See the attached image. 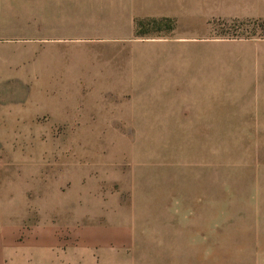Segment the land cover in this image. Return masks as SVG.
<instances>
[{
  "label": "rangeland",
  "instance_id": "rangeland-1",
  "mask_svg": "<svg viewBox=\"0 0 264 264\" xmlns=\"http://www.w3.org/2000/svg\"><path fill=\"white\" fill-rule=\"evenodd\" d=\"M184 4L122 54L0 20V264H40L44 234L57 264H264V0ZM129 56L115 90L70 84L73 62Z\"/></svg>",
  "mask_w": 264,
  "mask_h": 264
},
{
  "label": "crops",
  "instance_id": "crops-1",
  "mask_svg": "<svg viewBox=\"0 0 264 264\" xmlns=\"http://www.w3.org/2000/svg\"><path fill=\"white\" fill-rule=\"evenodd\" d=\"M184 2L185 0H0V20L2 23L12 20L15 26L25 28L32 33L27 38H18L23 40V43H33L34 46L69 43L80 48H91L96 45V49L103 50L107 55L108 53L122 54V51L129 50L122 46L124 43L136 42L133 35L137 20L158 17L175 21L182 19L181 13L185 10ZM180 38L176 37L175 40ZM137 50L136 47H130L133 53ZM116 61V59L110 61L108 57H101L92 60L82 58L80 61L73 62L67 66L66 70L67 74L77 78L70 84L73 85L74 90L80 91L115 90L111 87L104 89L98 86H112L116 81L120 83L122 75H132L134 70L132 56L127 58L128 68H125L123 72ZM46 64L42 67V61L38 60L37 68L33 71L34 76L38 78L35 82L39 86L43 83L41 79L43 69L45 76H52L54 73V63ZM171 74L184 75L185 73L177 68ZM8 76L10 74L3 70L0 73V82ZM91 78L94 80L92 81ZM131 85L130 82V88ZM41 89L39 87V90ZM164 110L166 112H162V117L169 119H163L162 122L175 123L174 118L180 116V111L186 114L189 109L180 106L173 109L172 106H166ZM197 114L212 116V108L201 106ZM197 122L208 123L213 120L205 119ZM52 244L53 240L50 236L44 234L39 237L35 244V260L38 263L57 264L50 250Z\"/></svg>",
  "mask_w": 264,
  "mask_h": 264
},
{
  "label": "trees",
  "instance_id": "trees-1",
  "mask_svg": "<svg viewBox=\"0 0 264 264\" xmlns=\"http://www.w3.org/2000/svg\"><path fill=\"white\" fill-rule=\"evenodd\" d=\"M145 21H147V22H150V23H155V24H159L160 22H162V21H170L169 19H164V18H162V19H158L157 21L156 20H153V19H147V20H137L136 21V33L137 34H140L141 32H139V30H138V27H140Z\"/></svg>",
  "mask_w": 264,
  "mask_h": 264
}]
</instances>
